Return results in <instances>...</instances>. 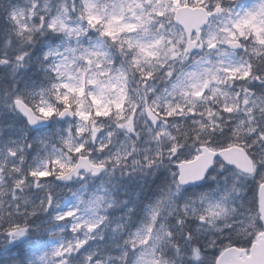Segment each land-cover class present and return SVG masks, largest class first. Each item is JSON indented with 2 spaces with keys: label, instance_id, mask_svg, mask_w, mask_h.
Returning a JSON list of instances; mask_svg holds the SVG:
<instances>
[{
  "label": "clouds",
  "instance_id": "9594fccd",
  "mask_svg": "<svg viewBox=\"0 0 264 264\" xmlns=\"http://www.w3.org/2000/svg\"><path fill=\"white\" fill-rule=\"evenodd\" d=\"M262 193L264 0H0V264H258Z\"/></svg>",
  "mask_w": 264,
  "mask_h": 264
},
{
  "label": "snow or ice",
  "instance_id": "6c2138e0",
  "mask_svg": "<svg viewBox=\"0 0 264 264\" xmlns=\"http://www.w3.org/2000/svg\"><path fill=\"white\" fill-rule=\"evenodd\" d=\"M177 3H179V0H177ZM43 111V110H42ZM49 112H45V115L50 114ZM61 167H63V165H61ZM33 176L37 177V178H41V177H47L50 175V173L48 171H35L32 173ZM61 175H63V173H61ZM262 199H264V193H262ZM66 217H71L72 213L71 212H67L65 214ZM65 217H61V219H64ZM16 235H20L22 236L23 233L22 231L18 230L17 233H15ZM258 264H264V249L261 250V252L258 254Z\"/></svg>",
  "mask_w": 264,
  "mask_h": 264
},
{
  "label": "water",
  "instance_id": "95a60500",
  "mask_svg": "<svg viewBox=\"0 0 264 264\" xmlns=\"http://www.w3.org/2000/svg\"><path fill=\"white\" fill-rule=\"evenodd\" d=\"M238 159V158H237Z\"/></svg>",
  "mask_w": 264,
  "mask_h": 264
}]
</instances>
